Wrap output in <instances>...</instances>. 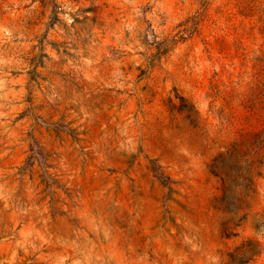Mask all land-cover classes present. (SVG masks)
<instances>
[{
    "label": "rangeland",
    "instance_id": "1",
    "mask_svg": "<svg viewBox=\"0 0 264 264\" xmlns=\"http://www.w3.org/2000/svg\"><path fill=\"white\" fill-rule=\"evenodd\" d=\"M0 264H264V0H0Z\"/></svg>",
    "mask_w": 264,
    "mask_h": 264
}]
</instances>
